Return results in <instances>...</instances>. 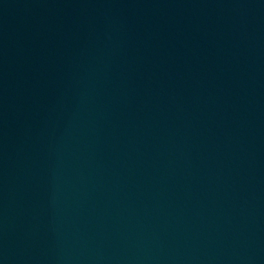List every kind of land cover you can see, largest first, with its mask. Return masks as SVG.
I'll use <instances>...</instances> for the list:
<instances>
[{"label": "water", "instance_id": "1", "mask_svg": "<svg viewBox=\"0 0 264 264\" xmlns=\"http://www.w3.org/2000/svg\"><path fill=\"white\" fill-rule=\"evenodd\" d=\"M0 264H264V0H0Z\"/></svg>", "mask_w": 264, "mask_h": 264}]
</instances>
